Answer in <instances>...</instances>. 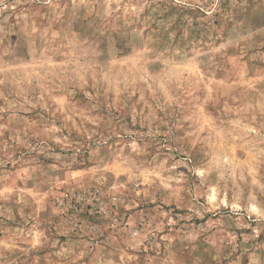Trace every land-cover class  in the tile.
<instances>
[{
	"label": "rangeland",
	"instance_id": "374dc122",
	"mask_svg": "<svg viewBox=\"0 0 264 264\" xmlns=\"http://www.w3.org/2000/svg\"><path fill=\"white\" fill-rule=\"evenodd\" d=\"M0 264H264V0H0Z\"/></svg>",
	"mask_w": 264,
	"mask_h": 264
}]
</instances>
